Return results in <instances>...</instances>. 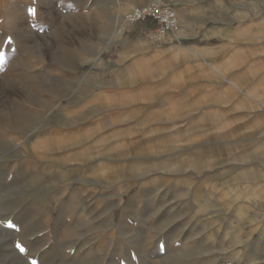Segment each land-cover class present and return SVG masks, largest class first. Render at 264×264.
Here are the masks:
<instances>
[{
  "label": "rangeland",
  "instance_id": "rangeland-1",
  "mask_svg": "<svg viewBox=\"0 0 264 264\" xmlns=\"http://www.w3.org/2000/svg\"><path fill=\"white\" fill-rule=\"evenodd\" d=\"M147 1L0 0V264H264V0Z\"/></svg>",
  "mask_w": 264,
  "mask_h": 264
},
{
  "label": "built area",
  "instance_id": "built-area-1",
  "mask_svg": "<svg viewBox=\"0 0 264 264\" xmlns=\"http://www.w3.org/2000/svg\"><path fill=\"white\" fill-rule=\"evenodd\" d=\"M180 30V23L175 7L163 0H150L135 4L127 10L121 25L117 28L119 36L136 32L137 36L158 41L163 37L174 35ZM217 264H238L225 259Z\"/></svg>",
  "mask_w": 264,
  "mask_h": 264
},
{
  "label": "crops",
  "instance_id": "crops-1",
  "mask_svg": "<svg viewBox=\"0 0 264 264\" xmlns=\"http://www.w3.org/2000/svg\"><path fill=\"white\" fill-rule=\"evenodd\" d=\"M176 10L178 12H180V13L182 11L181 9L178 10V8H176ZM177 16H178V19H179L180 15L177 14ZM181 26H183V23L182 24L180 23V29H181ZM179 32H180V30L177 33L179 34ZM176 37H177V35H169V36H166L164 38H161L160 40H158L160 42L159 46L157 44H153L152 42H154V41L149 40L148 38H141V40H143L142 42H144L143 45H145L147 47H154V54H156V53H165V54L162 55V56H164V55H166L167 51L170 52V50L172 51V50L176 49L175 42H174V39H176ZM181 37L178 39V45L177 46L180 47V48L188 47V46H182L181 45ZM123 39H124L123 36L120 37V40H123ZM138 39H140V38H136L135 40H138ZM169 47H171L172 49L169 50ZM160 57H161V55H160Z\"/></svg>",
  "mask_w": 264,
  "mask_h": 264
},
{
  "label": "bare ground",
  "instance_id": "bare-ground-1",
  "mask_svg": "<svg viewBox=\"0 0 264 264\" xmlns=\"http://www.w3.org/2000/svg\"><path fill=\"white\" fill-rule=\"evenodd\" d=\"M121 20V16H120V18L118 17L117 18V21L119 22ZM117 29V28H116ZM185 30H184V28H183V26H181V29H180V32H179V34L177 33V34H174V35H177V37H176V39H174V42H175V47H176V49L175 50H181L180 49V47H178L177 45H178V39L181 37V36H183V35H185ZM115 35H116V37H121V36H119L118 35V32H117V30H116V33H115ZM164 38V37H163ZM150 40V39H149ZM153 44H157L158 46H159V41H154V42H152ZM172 43V42H171ZM178 47V48H177ZM171 48V47H170ZM174 48V47H173ZM123 195H124V193L121 195V198H120V203L123 201ZM250 257L251 256H249V255H247L246 253H243V252H240V251H233V252H231L230 253V255H228L227 257H226V259H231V260H235L238 264H240L239 262H241L242 264H251L253 261L250 259Z\"/></svg>",
  "mask_w": 264,
  "mask_h": 264
},
{
  "label": "snow or ice",
  "instance_id": "snow-or-ice-1",
  "mask_svg": "<svg viewBox=\"0 0 264 264\" xmlns=\"http://www.w3.org/2000/svg\"><path fill=\"white\" fill-rule=\"evenodd\" d=\"M33 11H34V10H33ZM7 227H9V228H13V227H15V225L12 224L11 222H9L8 225H7ZM17 247L20 248V251H22V252L25 251V249H24L21 245L17 244Z\"/></svg>",
  "mask_w": 264,
  "mask_h": 264
}]
</instances>
